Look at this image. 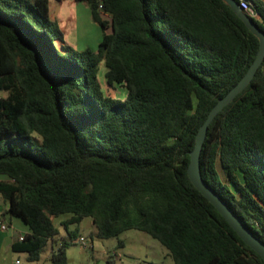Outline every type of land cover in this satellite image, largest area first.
I'll return each instance as SVG.
<instances>
[{
    "label": "trees",
    "instance_id": "1",
    "mask_svg": "<svg viewBox=\"0 0 264 264\" xmlns=\"http://www.w3.org/2000/svg\"><path fill=\"white\" fill-rule=\"evenodd\" d=\"M83 1L95 50L65 45L48 0H0V195L28 228L13 251L37 261L52 219L71 214L65 228L90 217L98 239L143 231L173 264H264L187 176L200 125L258 39L223 0ZM248 1L264 32V0ZM101 65L124 97L105 93ZM200 172L264 243V59L209 124ZM66 247L51 264H67Z\"/></svg>",
    "mask_w": 264,
    "mask_h": 264
},
{
    "label": "rangeland",
    "instance_id": "2",
    "mask_svg": "<svg viewBox=\"0 0 264 264\" xmlns=\"http://www.w3.org/2000/svg\"><path fill=\"white\" fill-rule=\"evenodd\" d=\"M104 16L108 17L105 14ZM78 50L83 49L79 48ZM104 71L105 69L101 65L99 79L105 93L124 97L123 88L116 85L112 89L111 86L106 85ZM218 170L225 181V172L219 166ZM70 216L71 214H61L52 219L53 225L58 231L55 237L56 242H48L37 261H29L26 252L13 251V264H51L50 252L61 241L67 243L65 249L67 264H145L149 262L151 264H173L168 250L158 240L143 231L127 229L115 237L98 239L94 236L95 228L90 217L83 218L77 225L70 224L65 228L63 222ZM6 217L7 220L11 219V227L15 231L27 232V226L19 218L9 213H6ZM5 224L9 230L8 224L6 222ZM79 237L85 238L91 244L90 248L79 245L77 242ZM118 241H121L122 244L118 245Z\"/></svg>",
    "mask_w": 264,
    "mask_h": 264
},
{
    "label": "water",
    "instance_id": "3",
    "mask_svg": "<svg viewBox=\"0 0 264 264\" xmlns=\"http://www.w3.org/2000/svg\"><path fill=\"white\" fill-rule=\"evenodd\" d=\"M223 1L230 6L249 31L258 39L259 46L256 56L246 73L223 97L217 100L215 105L208 112L204 122L200 125L195 137L194 148L189 153L190 161L187 167V176L193 186L215 207L244 244L251 248L264 261V243L241 222L220 196L205 184L200 172V153L209 124L226 105L232 102L233 99L247 87L264 59V32L259 29L254 21L243 11L238 2L235 0Z\"/></svg>",
    "mask_w": 264,
    "mask_h": 264
},
{
    "label": "crops",
    "instance_id": "4",
    "mask_svg": "<svg viewBox=\"0 0 264 264\" xmlns=\"http://www.w3.org/2000/svg\"><path fill=\"white\" fill-rule=\"evenodd\" d=\"M48 7L51 19L58 23L63 33L65 45L76 49L90 48L95 50L97 48L102 38V30L92 20L90 8L85 1L48 0ZM60 44L61 42H57L58 46ZM7 207L6 201L0 195V222H6L9 226V230H7L8 227L5 230L0 229V264H13L11 245L18 240L20 235L26 233L19 230L15 231L11 227V219L7 220L6 217Z\"/></svg>",
    "mask_w": 264,
    "mask_h": 264
},
{
    "label": "built area",
    "instance_id": "5",
    "mask_svg": "<svg viewBox=\"0 0 264 264\" xmlns=\"http://www.w3.org/2000/svg\"><path fill=\"white\" fill-rule=\"evenodd\" d=\"M238 4L240 5V7L243 9V11L250 17H256L257 14L254 11V8L252 7L251 3L248 0H237ZM99 7L101 8V5H99ZM105 14V13H104ZM106 16H108L107 14H105ZM7 228L6 224L3 222H0V229L1 230H5ZM22 235L19 236L18 239H22ZM79 245H81L84 248H90L91 244H89V242L83 238V237H79L78 241Z\"/></svg>",
    "mask_w": 264,
    "mask_h": 264
}]
</instances>
